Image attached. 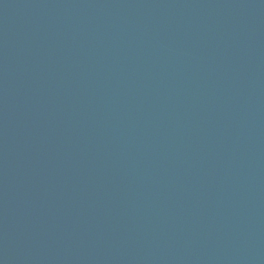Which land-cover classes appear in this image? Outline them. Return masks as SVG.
<instances>
[{
  "label": "water",
  "instance_id": "water-1",
  "mask_svg": "<svg viewBox=\"0 0 264 264\" xmlns=\"http://www.w3.org/2000/svg\"><path fill=\"white\" fill-rule=\"evenodd\" d=\"M0 264H264V0H0Z\"/></svg>",
  "mask_w": 264,
  "mask_h": 264
}]
</instances>
